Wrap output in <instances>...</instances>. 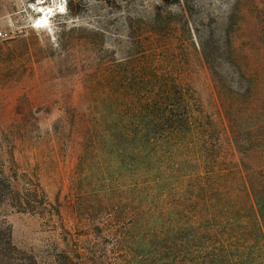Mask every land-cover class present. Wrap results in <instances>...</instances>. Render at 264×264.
<instances>
[{"label":"trees","instance_id":"obj_1","mask_svg":"<svg viewBox=\"0 0 264 264\" xmlns=\"http://www.w3.org/2000/svg\"><path fill=\"white\" fill-rule=\"evenodd\" d=\"M159 1L97 71V232L156 238L151 264H264V0Z\"/></svg>","mask_w":264,"mask_h":264},{"label":"rangeland","instance_id":"obj_2","mask_svg":"<svg viewBox=\"0 0 264 264\" xmlns=\"http://www.w3.org/2000/svg\"><path fill=\"white\" fill-rule=\"evenodd\" d=\"M101 5L0 0V264H151L156 238L97 232V144L85 136L97 126V71L126 56L116 18L171 6ZM197 78L208 98L212 84L200 65Z\"/></svg>","mask_w":264,"mask_h":264},{"label":"bare ground","instance_id":"obj_3","mask_svg":"<svg viewBox=\"0 0 264 264\" xmlns=\"http://www.w3.org/2000/svg\"><path fill=\"white\" fill-rule=\"evenodd\" d=\"M47 21H48V16H47V14H45L42 18H40L39 23L40 22L41 23H47Z\"/></svg>","mask_w":264,"mask_h":264},{"label":"built area","instance_id":"obj_4","mask_svg":"<svg viewBox=\"0 0 264 264\" xmlns=\"http://www.w3.org/2000/svg\"><path fill=\"white\" fill-rule=\"evenodd\" d=\"M3 39V33L0 31V40Z\"/></svg>","mask_w":264,"mask_h":264}]
</instances>
